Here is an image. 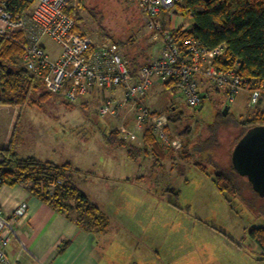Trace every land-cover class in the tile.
Returning <instances> with one entry per match:
<instances>
[{
    "label": "rangeland",
    "instance_id": "rangeland-1",
    "mask_svg": "<svg viewBox=\"0 0 264 264\" xmlns=\"http://www.w3.org/2000/svg\"><path fill=\"white\" fill-rule=\"evenodd\" d=\"M70 8L75 10L77 31L94 44L114 42L126 59H136L140 65L157 58L161 42L152 39V32L145 26L143 13L134 0H74ZM178 22L189 24L180 15L173 20L172 28L179 27ZM41 45L51 60L60 56L61 46L50 37L44 36ZM37 79L50 93L43 79ZM164 86L157 83L146 103L167 117L170 138L182 146L179 150L167 149L156 140L161 154L164 153L158 158L152 149L138 154L142 146L125 139L121 132L123 128L138 132L133 107L125 106L116 117L98 115L99 105L112 97L111 92L99 90L80 98L76 104L66 103L61 93H51L53 96L40 107L0 109V148L13 136L19 138L15 148L20 157L33 156L56 164L71 162L78 169L72 173L73 182L101 206L112 227L122 223L129 231L137 227V231H142L146 222L137 220L141 215L147 218L156 213L165 218L181 211L187 213L188 223L193 227L177 230L175 237L162 235L159 243L162 249L174 246L175 242L177 246L205 250L207 254L200 255L196 264H233L229 253L233 244L244 253L240 264H255L253 258L256 264H264L259 248L248 235L251 228L264 225V198L250 188L245 178L237 177L240 193L232 196L218 189L214 177L215 171L230 173L231 151L242 133L236 125L254 113L247 107L249 92L241 89L230 104L223 91L210 87L202 105L192 109L177 89L171 92ZM172 105L182 114V120L176 123L169 121ZM226 106L229 107L224 121L227 128H222L218 114ZM257 110L264 112V102ZM113 130L133 148L135 156H127L128 146H116L119 141L116 137L111 139L114 147L104 144ZM212 131L216 144L204 150L203 144ZM112 151L122 166H113L109 156ZM196 165L206 170L205 173ZM108 173L124 174V179L129 180L106 178ZM144 236L135 238L139 244L150 245ZM234 260L239 261L236 256Z\"/></svg>",
    "mask_w": 264,
    "mask_h": 264
},
{
    "label": "built area",
    "instance_id": "built-area-1",
    "mask_svg": "<svg viewBox=\"0 0 264 264\" xmlns=\"http://www.w3.org/2000/svg\"><path fill=\"white\" fill-rule=\"evenodd\" d=\"M19 1L25 4L22 9L12 4L13 0H0V36L21 39L23 67L43 79L50 93H61L68 104H76L96 90L121 89V98L104 101L97 113L101 117H116L125 106L133 107L139 133L124 128L121 132L136 145L143 146L144 131L149 129L165 148L179 150L182 146L170 138L167 117L153 114L145 102L157 83L175 85L185 104L192 109L202 105L199 79L223 91L230 104L241 89L247 90L249 109L258 106L264 95V79L260 86L251 89L237 73V63L230 69L217 67V61L227 50L225 43L212 49L204 48L193 36L179 35L189 28V24L178 22L179 27L172 28L173 20L180 17L178 8L183 0H134L143 13L145 26L152 32V39L161 42L157 58L142 66L135 77L130 73L128 59L116 43L96 45L76 30L75 20L66 13L74 0ZM44 36L61 46L57 60H51L41 45ZM27 214L25 203L20 204L11 217L3 216L0 210V264H17L8 258L6 249L14 233L15 221L24 219Z\"/></svg>",
    "mask_w": 264,
    "mask_h": 264
},
{
    "label": "trees",
    "instance_id": "trees-1",
    "mask_svg": "<svg viewBox=\"0 0 264 264\" xmlns=\"http://www.w3.org/2000/svg\"><path fill=\"white\" fill-rule=\"evenodd\" d=\"M12 4L18 5L19 9L25 6L19 0H13ZM66 13L73 18L76 17L74 8L69 7ZM178 13L189 21V28L179 34L180 36H193L202 47L209 49L225 43L227 50L217 61V67L230 69L237 63V73L246 81L247 87L254 89L260 86L264 79V0H183ZM78 29L76 22V30ZM23 54V42L18 36H0V106L40 107L43 102L53 96L43 89L39 79L23 67ZM128 61L133 77L142 66L148 64L140 65L136 59H128ZM203 82L200 79L198 81L201 83L203 98H205L208 97L212 86ZM164 88L171 92L176 89L170 83L165 84ZM263 99L264 95L259 105L262 104ZM258 106L253 109L254 113L249 114L236 125L242 133L236 139L233 149L246 132L256 126L264 125V112H259ZM152 111L153 114H161L157 110L152 109ZM169 111L172 114H169L170 123L182 120V114L176 112L174 105ZM228 114L229 111L226 116L222 112L218 114V118L222 120L220 123L222 128H227L224 126V121ZM118 134V131L113 130L106 138L111 142V139L117 138ZM14 139L13 137L7 148L0 149L2 184L10 186L21 184L55 211L74 220L78 226L94 234L104 232L108 226L107 218L72 180V173L78 169H75L71 162L55 164L33 157L20 158L14 150ZM143 142L144 145L142 149H138V154L150 152L152 149L156 157L164 155V153L161 154L163 151L149 129L144 131ZM116 143L128 146L129 155L135 156L133 148L125 141L119 140ZM215 144L216 138L212 131L211 137L203 144V149ZM196 166L202 172L206 171ZM214 174L220 191L232 196L240 193V185L237 181L239 176L235 173L232 164L230 173L215 171ZM248 235L259 248L261 260H264V225L251 228Z\"/></svg>",
    "mask_w": 264,
    "mask_h": 264
},
{
    "label": "crops",
    "instance_id": "crops-1",
    "mask_svg": "<svg viewBox=\"0 0 264 264\" xmlns=\"http://www.w3.org/2000/svg\"><path fill=\"white\" fill-rule=\"evenodd\" d=\"M105 92L112 93L110 99L119 100L122 95L121 89ZM117 92H120V94L118 95ZM11 107L17 109V106H0V109H10ZM12 139L13 136L8 144L0 149L7 148L11 144ZM18 139H14V150L17 154L15 143ZM117 139L124 141L119 135ZM104 144L108 147H114V144L107 141V138ZM115 145L125 147L118 143ZM113 153V151L110 152L109 156L114 162L113 166L116 165L115 167L118 168L122 164L119 163L120 161ZM127 154L129 157H133L129 155L128 149ZM105 177L118 181L129 180V178L124 179V174L112 176L108 173ZM75 186L107 218L108 226L104 232L94 234L78 226L74 220L68 219L55 211L51 206L32 195L28 188L21 184L13 186L0 184V210L3 216L11 217L15 209L22 203L28 206L27 216L14 223V233L6 249L7 256L11 261L17 264H196L199 256L205 255V250H197L181 245L177 246L175 242H173L174 246L170 248L162 249L160 247L159 240L162 235L175 237L177 230H185L187 226L193 227V225L190 226L188 223L190 215L187 213L179 211L180 213L171 214L165 218H160L156 213L147 218L141 215L142 218L138 217L137 220H145L146 222L143 225L146 230L143 229L142 231H137L138 227L129 231L122 223L119 225L116 223V226L112 227L101 206L91 200L88 192L83 191L76 184ZM123 204V202L120 203L122 209ZM166 220L168 221L167 223L165 222ZM163 230H165V234L162 233ZM144 235L147 236V241L150 245L138 243L137 237H145ZM135 236L137 237L135 238ZM229 251L231 263L240 264V258L243 256L241 247L233 244L230 245ZM235 256L239 259L237 263L234 260ZM252 261L256 264L255 258ZM248 262H251V260ZM203 264L205 263L203 262Z\"/></svg>",
    "mask_w": 264,
    "mask_h": 264
},
{
    "label": "water",
    "instance_id": "water-1",
    "mask_svg": "<svg viewBox=\"0 0 264 264\" xmlns=\"http://www.w3.org/2000/svg\"><path fill=\"white\" fill-rule=\"evenodd\" d=\"M229 107L223 110L226 116ZM235 173L247 180L252 190L264 198V125L250 129L238 141L231 155Z\"/></svg>",
    "mask_w": 264,
    "mask_h": 264
}]
</instances>
